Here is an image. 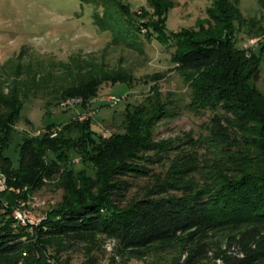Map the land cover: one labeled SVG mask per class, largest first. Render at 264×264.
<instances>
[{"label": "trees", "instance_id": "trees-1", "mask_svg": "<svg viewBox=\"0 0 264 264\" xmlns=\"http://www.w3.org/2000/svg\"><path fill=\"white\" fill-rule=\"evenodd\" d=\"M79 1L95 7L93 24L112 33L111 44L137 49L148 28L150 39L170 47L188 101L155 88L141 104L128 105L122 131L110 137L94 130L91 116L70 120L55 137L51 131L58 126L50 124L16 143V164L9 152L27 100L46 90L63 99H82L85 105L100 84H128L131 75L89 61L74 68L66 64L64 72L80 79L52 89L54 69L43 63L39 69L23 65L21 55L0 66V168L13 188L0 193V264H53L37 244L29 248L41 256L33 249L30 257L20 256L29 232L12 217L17 199L48 182L58 184L63 197L44 223L45 235L101 233L115 241L121 254L176 241L186 254L178 264H203L213 239L221 236L228 239L229 251L233 245L238 250L237 255L217 253L223 264H264V93L257 87L261 57L237 39L240 31L264 38L262 20L244 17L241 0H213L195 28L169 32L171 0H147L156 23L139 19L121 0ZM258 2L264 6V0ZM182 112H210L208 134L197 140L187 135L182 139L187 150L174 140L156 143L157 125ZM75 159L91 164V171ZM164 159L171 171L157 177L149 166ZM144 177L152 185L129 199Z\"/></svg>", "mask_w": 264, "mask_h": 264}, {"label": "rangeland", "instance_id": "rangeland-1", "mask_svg": "<svg viewBox=\"0 0 264 264\" xmlns=\"http://www.w3.org/2000/svg\"><path fill=\"white\" fill-rule=\"evenodd\" d=\"M137 13L139 19L156 23V12L147 0H121ZM174 6L169 10L166 29L178 32L195 28L199 19L207 17L206 10L213 0H171ZM95 7L82 6L79 0H0V66L10 59L23 55L22 64L44 66L54 69L56 79L52 89L69 86L80 77L64 72L63 65L72 68L84 61L93 62L104 70H120L131 75L128 84L105 82L97 87L95 96L83 105L82 99H63L58 94L42 91L38 97L27 100L22 110V120L17 125L15 141L9 155L17 164L19 155L15 151L16 143L24 135H37L46 130L50 124H56L59 132L64 124L75 118L92 117L93 128L104 137L122 131V122L128 105L144 102L156 88L164 95L173 93L175 99L188 101V88L178 75L172 63V49L158 42L149 29H143L139 48L111 44V32H102L94 24L92 15ZM102 10H100L101 12ZM241 14L246 18H259L264 26V6L258 0H241ZM163 24V23H162ZM238 26V23H236ZM238 44L251 48L261 57V76L257 82L258 89L264 93V38L253 39L240 31ZM53 67V68H52ZM87 75V74H86ZM113 98L119 101L115 102ZM179 106L182 104L181 101ZM177 105V104H176ZM212 114L193 115L182 112L177 117L162 120L155 129V142H171L179 147L184 145L187 135L194 140L208 134L206 125ZM186 141V140H185ZM184 143V144H183ZM179 151L174 150V154ZM201 159V158H200ZM169 159H164L149 169L155 174L165 175L171 171ZM88 170L91 164L82 159L74 161ZM151 179H138L129 194V199L141 196L152 185ZM55 182H48L35 192L26 193L14 203V210L24 205L34 219L35 224L22 226L27 228L29 236L23 239L22 258L30 257V245L37 244L43 249L46 258L53 264H178L184 261L181 244H156L140 254H121L115 241L101 233L84 234L83 238L74 234L68 236L45 235L48 226L44 223L62 201L63 192ZM26 190V189H25ZM4 207H10L9 201ZM13 210V212H14ZM12 212V214H13ZM13 217V216H12ZM14 219V218H13ZM43 231V233H41ZM208 256L203 264H223L217 253L228 252V239L218 236L213 239ZM34 251V249H33ZM35 256L42 253L36 252ZM237 255V246L228 252Z\"/></svg>", "mask_w": 264, "mask_h": 264}, {"label": "built area", "instance_id": "built-area-1", "mask_svg": "<svg viewBox=\"0 0 264 264\" xmlns=\"http://www.w3.org/2000/svg\"><path fill=\"white\" fill-rule=\"evenodd\" d=\"M115 102L119 101L116 98H113ZM57 131L54 129L51 131V136L55 137L57 135ZM7 190H13V188H9L8 183H7V178L3 171L0 168V193L5 192ZM19 192V190L17 191ZM21 206H19L17 209L14 210L12 216L14 220L17 222V224L22 225V226H27L29 224H35V219L27 212L24 210V205L21 203Z\"/></svg>", "mask_w": 264, "mask_h": 264}]
</instances>
